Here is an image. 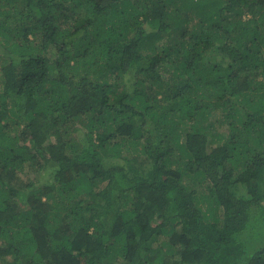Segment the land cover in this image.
<instances>
[{"label":"trees","instance_id":"obj_1","mask_svg":"<svg viewBox=\"0 0 264 264\" xmlns=\"http://www.w3.org/2000/svg\"><path fill=\"white\" fill-rule=\"evenodd\" d=\"M0 264H264V0H0Z\"/></svg>","mask_w":264,"mask_h":264},{"label":"rangeland","instance_id":"obj_2","mask_svg":"<svg viewBox=\"0 0 264 264\" xmlns=\"http://www.w3.org/2000/svg\"><path fill=\"white\" fill-rule=\"evenodd\" d=\"M239 190H240V188H239ZM199 192H202V193H205V190H199ZM255 224H257V226L255 227H253L254 229H260V227H259V225H261V223L259 222V221H255ZM253 239H250V240H248L249 242H251Z\"/></svg>","mask_w":264,"mask_h":264}]
</instances>
